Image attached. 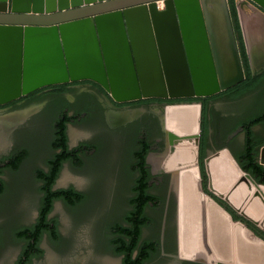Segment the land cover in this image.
<instances>
[{"label": "water", "instance_id": "1", "mask_svg": "<svg viewBox=\"0 0 264 264\" xmlns=\"http://www.w3.org/2000/svg\"><path fill=\"white\" fill-rule=\"evenodd\" d=\"M251 1L264 10V0ZM86 79L101 84L118 102L142 97L208 96L239 83L244 71L230 1L0 0V105L45 86ZM200 119L199 105H176L166 110L171 145L165 169L179 171L181 181L180 257L212 264H264L252 254L222 259L206 249L207 259L183 255V238L196 224L192 218L182 219L185 190L189 205L207 202L231 230L240 232L242 241L229 237L230 248L239 245L250 250L257 245L264 249V239L250 238L247 224L234 221L226 209L229 205L264 231V184L244 171L224 149L206 160L210 191L225 201L221 204L203 191L197 148L191 167V151L182 141H174L195 135L198 147ZM216 159L227 160L236 174L229 177L222 192L213 186L210 172ZM259 163L264 166V146ZM189 187L195 196H188ZM238 193L240 203L236 204L233 198ZM249 207L260 214L250 215ZM197 221L202 239L212 229L218 236L224 233L221 224L203 212Z\"/></svg>", "mask_w": 264, "mask_h": 264}, {"label": "flooded vegetation", "instance_id": "2", "mask_svg": "<svg viewBox=\"0 0 264 264\" xmlns=\"http://www.w3.org/2000/svg\"><path fill=\"white\" fill-rule=\"evenodd\" d=\"M244 1L246 2V0ZM231 16L240 51L244 79L215 94L208 96L194 94L175 98L142 97L118 102L101 84L86 79L45 86L19 99L0 105V142H2L0 143V194L7 189L6 175H17L25 162L33 156V139L36 137V131L46 124L51 126L50 137L46 141L44 166L36 168L33 172L40 184L42 195L40 209L32 224L15 231V237L24 245L20 256L12 264H35V260L43 256L41 243L48 233H44L41 237L38 245L41 253L38 255L31 248L28 255L27 241L19 239L18 235L19 231L34 229L39 225L44 197L42 175L52 171L53 162L62 161L58 178L52 189H74L83 193L75 186L60 187L58 185L63 169L68 163L76 165H83L85 161L93 163L102 141H106L109 136L114 139H117L115 137L123 138L125 145H130L127 153L128 174L132 179L128 197L129 209L122 217V221L111 227L113 239L114 227L119 224L128 225L127 217L136 209V203L133 200L137 197L140 203L145 205L144 212L148 218L142 227L141 243L152 242L157 246L152 259L162 254L179 264H212L202 259L193 260L180 257L181 181L179 171L165 169L171 145L169 131L166 129V110L168 107L176 105H199L201 107L198 147L178 137L174 141L178 143L182 141L183 147L186 146L191 151L189 153L191 167L195 161L197 148L203 191L224 204L223 199L215 197L210 191L206 160L214 154L228 149L238 163L240 160L246 159L243 157L246 150L250 151L247 158L253 157L259 162L260 151L264 146V62L257 64L253 62L243 30L238 31L232 10ZM62 124L66 125L67 150L71 153V160H62L66 155V150L57 146V130ZM74 125L93 126L97 130V139H91L90 135L76 131L74 134L76 139L73 140L71 127ZM6 141L7 147L3 149L1 146H4ZM141 153H146L145 170L138 169ZM155 164L158 167L156 170ZM141 178L148 179L147 193L152 198L137 193ZM85 200L86 196L78 205H81ZM60 201L62 200L55 201L48 216L50 220H52L51 216L56 203ZM226 209L231 213L234 221H243L247 224L250 238L264 239L262 229L246 220L229 205Z\"/></svg>", "mask_w": 264, "mask_h": 264}, {"label": "rangeland", "instance_id": "3", "mask_svg": "<svg viewBox=\"0 0 264 264\" xmlns=\"http://www.w3.org/2000/svg\"><path fill=\"white\" fill-rule=\"evenodd\" d=\"M235 2L237 6L241 1ZM237 10L241 20L242 15L250 18L256 14L254 7L248 5L245 9L239 5ZM50 130L51 126L46 124L36 131L33 156L17 175H6L7 189L0 194V264H12L20 256L24 244L15 237V231L32 224L40 209V184L33 172L44 166ZM76 131L97 139L93 126H72L73 140ZM115 138L109 136L102 141L93 163H68L63 169L58 185L75 186L86 200L76 207L64 201L56 203L51 219L57 225L59 237L54 239L47 234L43 238L44 253L35 264H122V257L113 249L111 227L121 222L129 209L132 179L128 174L130 145H125L123 138ZM1 147L5 149L7 141ZM147 264L179 263L160 254Z\"/></svg>", "mask_w": 264, "mask_h": 264}, {"label": "trees", "instance_id": "4", "mask_svg": "<svg viewBox=\"0 0 264 264\" xmlns=\"http://www.w3.org/2000/svg\"><path fill=\"white\" fill-rule=\"evenodd\" d=\"M229 1L233 17L237 22V29L238 31H241L236 2L235 0ZM244 54L247 62L246 52ZM57 133V146L62 150H66V155L62 160H71V153L69 150H67L66 125L62 124L58 128ZM147 147L149 148V145ZM249 152V150H246L245 155L243 156L246 159L244 161H239L240 166L244 171L249 172L258 183L264 184V166L257 162L253 157L247 158V156L250 154ZM145 155L146 153H141V162L138 167L140 170L144 169ZM61 162H53L52 171L49 174H43L41 177V180L44 182V197L42 200L39 225L34 229L29 228L18 232L19 239L27 241V249L29 248L28 255L30 254L29 251L31 250H33L36 255L41 253L38 245L44 233H48L54 239L59 237L55 221L48 218L53 209L55 201L62 200L73 207L81 203L85 198L83 193H80L74 189H52L58 178ZM147 180V178L140 179L139 187H137V193H139V195L152 198L147 193ZM133 201L136 203V209L131 212L130 215H128V225L126 226L119 224L114 227V239L112 242L113 249L117 255L123 257V264H145L147 261H150L153 258V255L157 250V246L156 243L152 242L141 243L142 227L146 224L148 218L144 212L145 205H142L137 197L134 198Z\"/></svg>", "mask_w": 264, "mask_h": 264}, {"label": "bare ground", "instance_id": "5", "mask_svg": "<svg viewBox=\"0 0 264 264\" xmlns=\"http://www.w3.org/2000/svg\"><path fill=\"white\" fill-rule=\"evenodd\" d=\"M246 22H250L249 20H246ZM253 62H255L256 64L259 63V61L256 60L255 57H253ZM255 65V64H254ZM258 66V65H257ZM189 111V110H187ZM192 111V110H191ZM190 111V112H191ZM191 113H189V115H191ZM185 115H188L187 112L185 113ZM171 121L174 122V118H171ZM174 129V125L170 128V130ZM182 140H184L185 142L193 145V146H197L196 144V140H197V136L192 135L190 137L187 138H180ZM227 161V160H225ZM225 161L222 160H215L212 162L211 164V175L213 178V186L217 189L220 190L221 192L225 189L227 182L229 181V177L232 178L234 176H236V174L234 173V168L232 166V164L229 165V163L227 164ZM189 179L191 181H194L195 177L194 175H190ZM194 195V189L193 188H188V196L190 195ZM183 196H184V200L186 202V205L184 206V212L186 214H189V219L192 218V220L194 221V223H198V217L199 214L202 215V212L207 214L208 217H211L213 219L214 222H218L220 223V227H221V231H224L223 234H220L221 236H218V233L216 231L209 230L208 232L205 233L204 235V239H202V227H194V229H199L200 230L197 231V233L195 234V230L191 231L192 235L189 237H192L190 240V245L194 246L197 245L195 242V239L200 237L201 243H202V247H196L193 248L192 251H188L185 250V252L183 251V255L184 256H190V255H197L200 257H204L206 258L207 256L205 255L206 253V249L212 254L213 257H217V258H222V259H229L230 257L234 256V257H242L245 256L247 254H252V256H256L257 258H261V260L264 261V249L261 246H257L254 245L253 248H251L250 250H248L247 247H241L239 245L235 246L233 245V249L230 248V243H228V239L230 236H232V238L235 240V238L239 239L240 241H242L240 232L237 230H231L230 227L228 226V224L224 221L223 216L210 204H208L207 202H196L194 205L192 204L189 205V202L186 201L187 200V194H186V190L183 192ZM237 196V197H236ZM236 196L233 198L235 200L236 204L240 203V197L241 194L238 193L236 194ZM195 209V210H194ZM248 213L251 215L254 214H260L258 212L257 209H254L253 207H249L248 208ZM255 216V215H254ZM256 217V216H255ZM200 224V223H199ZM205 225L208 224V222H204ZM207 226H204L203 228L206 229ZM230 240V239H229ZM185 243V240H184ZM243 248V249H242ZM217 253V255H216ZM208 255V253H207ZM207 259V258H206Z\"/></svg>", "mask_w": 264, "mask_h": 264}, {"label": "crops", "instance_id": "6", "mask_svg": "<svg viewBox=\"0 0 264 264\" xmlns=\"http://www.w3.org/2000/svg\"><path fill=\"white\" fill-rule=\"evenodd\" d=\"M241 5L243 9L246 8V5L250 7H254V11L256 13L254 16H251L249 18L246 15H242V20L240 18L239 21H240L241 29L243 30V33H244L246 45H248L252 59L253 57H255L257 61L264 62V10L260 8L258 5H256L254 2H252L251 0H248V1L246 0V2L244 1ZM246 20H249L250 22H246ZM184 218L187 221L189 219V214H186L185 212H183L182 219L184 220ZM194 226L196 228V227H199L200 224L196 223ZM193 230L196 231L195 232L196 234L197 230L196 229H193ZM191 233L192 232H190V234L187 233L183 238V241L185 240V243L183 244L184 252L185 250H188L191 252L193 248H196L198 246L202 247L200 237L195 239L194 243H196L197 245H194V246L190 245V241H191L190 239L192 237H189V236L192 235Z\"/></svg>", "mask_w": 264, "mask_h": 264}, {"label": "built area", "instance_id": "7", "mask_svg": "<svg viewBox=\"0 0 264 264\" xmlns=\"http://www.w3.org/2000/svg\"><path fill=\"white\" fill-rule=\"evenodd\" d=\"M236 1V0H235ZM238 1V0H237ZM241 2L237 5V6H239V5H241L243 2H244V0H240Z\"/></svg>", "mask_w": 264, "mask_h": 264}]
</instances>
